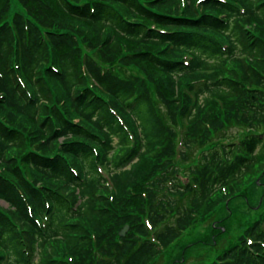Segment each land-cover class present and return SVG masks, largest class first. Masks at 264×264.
Returning <instances> with one entry per match:
<instances>
[{"label": "trees", "instance_id": "trees-1", "mask_svg": "<svg viewBox=\"0 0 264 264\" xmlns=\"http://www.w3.org/2000/svg\"><path fill=\"white\" fill-rule=\"evenodd\" d=\"M246 181L264 0H0V264H157ZM206 264H264V207Z\"/></svg>", "mask_w": 264, "mask_h": 264}, {"label": "rangeland", "instance_id": "rangeland-1", "mask_svg": "<svg viewBox=\"0 0 264 264\" xmlns=\"http://www.w3.org/2000/svg\"><path fill=\"white\" fill-rule=\"evenodd\" d=\"M14 11H16L15 7H13L12 13ZM226 134L236 136V130L231 129ZM194 151L189 153L188 162L193 163L197 160L198 151ZM188 162L186 164L185 162L182 163V167L185 168L189 164ZM185 181L183 179V182ZM263 186L262 183L254 185V183L246 181L243 186L244 191L240 195H236L229 201L220 204L214 211L205 216V222L184 233L181 240L172 244L171 250L165 253L167 258H161L157 264H173V262H169L170 256L176 257L175 255H179L182 248H186L183 249L186 251L181 259L177 257L182 262L177 264L208 263L219 248L224 244H228V242L239 235L245 223L257 218L261 213L264 207V204L260 202L263 195ZM0 203L1 205H6L2 201ZM223 220L225 221L222 222ZM213 226L215 228L214 231L211 230ZM211 231L215 234L214 239L218 241L217 244H212L211 242ZM198 240L201 242H197ZM166 259L169 263L166 262Z\"/></svg>", "mask_w": 264, "mask_h": 264}, {"label": "water", "instance_id": "water-1", "mask_svg": "<svg viewBox=\"0 0 264 264\" xmlns=\"http://www.w3.org/2000/svg\"><path fill=\"white\" fill-rule=\"evenodd\" d=\"M127 229H128V227L125 226V227L122 229V231L120 232V234H121V235H124V234L126 233Z\"/></svg>", "mask_w": 264, "mask_h": 264}]
</instances>
